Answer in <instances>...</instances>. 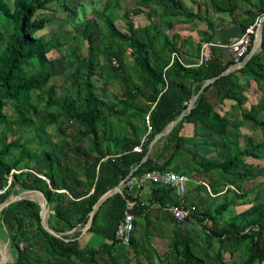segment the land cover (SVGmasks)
<instances>
[{
    "label": "trees",
    "instance_id": "1",
    "mask_svg": "<svg viewBox=\"0 0 264 264\" xmlns=\"http://www.w3.org/2000/svg\"><path fill=\"white\" fill-rule=\"evenodd\" d=\"M243 2L254 12L239 24L241 33L258 16H264V0ZM51 3L66 10L69 4L81 6L77 0H0V204L19 191L42 192L45 210L49 211L47 225L61 235L59 239L44 230L37 202L22 199L9 205L0 212V239L8 242L13 256V262L7 264H130L129 251L134 253V264H153L150 257L158 259V264H264V189L245 206L239 204L243 210L238 213L229 214L237 205L235 201L248 192L225 198L203 213H192L184 204L190 219L195 217L202 224L205 248L213 252V257L205 252L198 256L199 247L178 229L161 255L152 248L145 253L148 256L143 255L133 234L128 247L115 243L116 227L127 202H134L131 213L135 216L144 209L138 195L132 196L127 190L107 197L96 209L86 234L99 242L81 244L79 239L93 206L131 172L139 176L172 171L176 153H188L184 146L195 143L181 134L187 119L194 118L210 135L220 136L230 156L197 163L195 155L190 154L192 173L219 172L237 181V191L244 182L256 178L255 170L260 167L249 160L264 164V22L262 49L236 72L224 74L233 65L232 60L224 63L220 56L211 54L207 62L194 67L183 59L179 36L170 34L174 20L183 17L202 22L205 18L185 11L180 0H136V6L124 9L119 16L124 31L117 27L113 14L119 8L117 3L105 2L102 9H91L92 19H84L74 27L71 37L55 31L45 40L37 34L46 28L49 19L39 15L48 11ZM213 8L219 14L233 16L240 6L235 0H217ZM154 15L158 21L167 20L165 29L155 22ZM133 17L139 19L138 26ZM140 19L145 23L141 25ZM98 21L103 23L101 39L95 34ZM207 24L210 27L208 20ZM79 41L86 47L84 57L78 53V46L72 45ZM204 41L189 51L195 61L199 60ZM52 52L63 53L62 59L72 70L60 97H56L58 87L50 84L54 77L49 58ZM173 54L177 57L172 58ZM113 58L118 67L112 66ZM240 76L255 83L260 97L248 110H242L238 119L230 121L217 113L207 93L213 90L218 103L233 101L241 110L247 99ZM95 77L103 81L105 89L116 86L112 105L95 94ZM213 78L188 111L191 99ZM181 114V120L150 149L156 136ZM229 123H233L234 132L250 124L260 131L262 140L253 144L247 138L248 146L241 148L231 139ZM50 126L71 141L65 159L56 155L57 146L39 131ZM75 126L79 129L72 134ZM145 132L148 134L142 152H135ZM146 155V161L140 164ZM159 186L153 193L162 191L164 186ZM166 189L167 196L158 199L160 206L177 205L179 201L168 196L171 189ZM227 192L233 193L229 189ZM226 246L242 251L239 263L225 261Z\"/></svg>",
    "mask_w": 264,
    "mask_h": 264
},
{
    "label": "crops",
    "instance_id": "2",
    "mask_svg": "<svg viewBox=\"0 0 264 264\" xmlns=\"http://www.w3.org/2000/svg\"><path fill=\"white\" fill-rule=\"evenodd\" d=\"M240 10L241 8L238 11ZM223 15H227V14H223ZM246 16L247 14H243L241 17L242 19L239 18L240 23L246 19ZM257 19L261 20V24L264 22L263 15L258 16ZM181 22L184 23L183 26L179 25ZM185 22H187L190 26ZM194 22L195 21L192 22V20L183 19V17L180 18L178 17L177 20H174L173 23L174 26L172 32H170L171 35L176 33L179 36L178 44L180 45V52L185 62L190 63L191 66L195 67L196 65L200 64V59L202 54L205 56L207 55L208 57H210L211 54H213L214 56H220L224 63H227L228 61L232 60L225 46L229 43L231 39L238 38L241 36L242 31L240 29L239 24L235 26L237 28L236 31L234 32L231 31V33L230 32L227 33L228 31L221 32L222 29L212 28L211 24L210 27H208L206 19L204 20V22L206 23V27H208L209 29L208 28H207L208 30L198 29L197 31H194L195 29L193 30L192 27ZM165 28L166 27L163 26V29ZM206 38L210 39L209 42L204 41ZM200 41H204V42L201 47L199 60L195 61L194 56L192 55V53H189V51L192 52ZM241 67L235 68L234 65H230V67H228L227 70L230 69L231 70L224 74L236 72ZM239 83L241 87L244 88L243 96L245 97V99H247V102H245L241 110H238L236 108L235 106L236 104L233 101L225 100L222 103H218L217 97L215 96V91L210 90L207 93L208 100L211 101V103L214 105V108L216 109L217 113L220 116L226 117L230 121L238 119L241 115L242 110H248L251 105L256 104V102L260 97L257 91V87L253 81H247L242 76H240ZM201 88H200V93L204 89L203 88L201 90ZM112 104H113V99H112ZM232 127H233V123H229L228 129H230V131L233 132L231 139L238 141L239 146L241 148L248 146L247 138L252 139L253 144H258L262 140L260 131L258 129H254L250 124H245L237 132H234V130L231 129ZM147 134L148 133L145 132L141 136V141L143 139L144 140L146 139ZM181 134L182 136L192 139L195 143L194 144L188 143L185 145L188 147L185 148L188 151V153L182 151L177 152L176 158L172 162L170 168L172 172L178 173L180 175H184L185 177L188 178V182L186 185V192L183 196L179 197L175 193V191L170 190L168 196H170V198L177 199L178 201L182 200L183 204H185V207L188 208L192 213L193 212L196 213V211L197 213H203L204 211L209 209L213 210V208L216 205L222 203L225 200V198L227 199L232 197L237 198L238 195H242L243 193L246 192H248V195L250 196L252 195V197L254 198L258 191L264 189V182H261L260 186L256 185V182L258 180L261 179L262 181H264V164L263 165L259 164L262 163L259 161H254L255 163L259 162L255 165H259L260 167L255 170L256 178L251 181L244 182L242 184V189L240 191H237L235 188L237 181L228 180L226 175L221 174L219 172L214 171L203 174L192 173L193 163L190 154L195 155V161L197 163L205 162L208 160L228 159L230 158V156L223 146L222 138L220 136L210 135L209 130L205 128L202 124H200L198 121H196L194 118L185 120L184 125L181 129ZM159 138H155L150 143L149 146L150 149L156 143V140H158ZM190 148H194V150ZM205 154H207L208 156H205ZM215 155H217V157H214ZM185 156H188L189 159H186ZM199 156H202V158H199ZM249 163L253 165V161ZM121 182L118 185H120ZM188 183H190V185L191 184L195 185V187H192L191 191L188 190L189 188ZM247 183L250 185V188L246 187ZM252 183H255V186L251 187ZM156 186H157L156 184L145 182L140 188L133 187L130 191L128 190V192L131 193L132 196L138 195L139 204L141 207L144 208L142 210V214H137L135 216L131 213L134 218L133 235L136 240L135 244L138 245L139 250L143 251V255H145V253H147L148 251L150 252L151 248L157 252L158 250L157 245L167 244L168 247L171 239L174 236V231L176 229H178L181 233H184L186 235L188 234L194 235V231H193L194 228L203 230L202 224L198 222L195 217L193 218L191 217V219L189 220V222L187 223L184 229H181L176 222L169 219V217L163 213L162 207L158 202L159 198L163 196L164 197L167 196V189L166 187L164 188L162 187L160 188L162 191L156 194L153 193V189ZM228 189L233 191V193H228L227 192ZM121 191L122 189H119L118 192L120 193ZM28 200L35 201L38 204L43 202L42 197H41V202H39L38 200L36 201L35 199H28ZM242 200L243 199L236 200L235 202L237 205L236 207L233 208L235 209H238V207L241 208L242 206H240L239 204L243 203ZM242 210L243 207L241 208L240 211ZM137 212L139 213V210H137ZM48 217L49 215L47 216V219ZM146 225L149 226L147 233L145 229L146 227L148 228V226ZM84 228L81 230V234L79 236L81 244L82 243L87 244V242H94V241L98 243L99 239L98 238L95 239L94 237H91L90 235L86 234V232H84ZM145 256H148V254H146ZM129 259H130V264H134L135 257L129 256ZM148 260L151 261L153 264H158V259L150 257Z\"/></svg>",
    "mask_w": 264,
    "mask_h": 264
},
{
    "label": "rangeland",
    "instance_id": "3",
    "mask_svg": "<svg viewBox=\"0 0 264 264\" xmlns=\"http://www.w3.org/2000/svg\"><path fill=\"white\" fill-rule=\"evenodd\" d=\"M180 1L182 2L184 6L185 11L191 12V13H198L200 17L205 18L206 20L209 21V23L212 25V28L222 29L221 32L228 31L227 33L229 32L231 33V31L234 32L237 30L235 26H237V24H240L239 18H241L243 14L248 15L249 13L254 12V9L252 7H248L243 2V0H235L239 4L241 10L238 11L233 17L229 15L219 14L214 10L213 5L216 4L217 0H180ZM248 1L255 2L256 0H248ZM105 2H111L112 4L117 3L119 8L115 9L114 13L112 11L111 12L116 15L115 19L117 18L116 20L117 27L121 29L122 31H124L125 30L124 23L119 19V16H121L124 9L132 8L136 6L137 5L136 0H77V3H79L81 6L77 7L76 3L69 4L68 5L69 10L64 9L62 6H59L55 3H51L48 5L49 10L42 12L39 15L41 17L48 18L49 22L46 25V28L42 30L41 32H39L37 35L47 40L50 38V36L55 31H58V32L62 31L64 33H68L67 35L71 37L74 31V27H77V25H80V23L84 19L86 20L92 19L91 12H90L91 9L93 8L102 9L103 4ZM153 18L156 23H159L162 27L163 26L166 27L167 20L158 21V19L156 18V15H154ZM133 20L135 22V25L137 23V26H138L139 19L137 17H133ZM140 23L142 25L143 23H145V21L140 19ZM185 23L188 24L187 22ZM98 24H99V27L96 29L95 34H96L97 39H101L100 34L102 33V30H103V23L101 21H98ZM179 25L183 26L184 23L181 22ZM192 27H193V30L195 29L194 31H197L198 29H206V30L209 29L208 27H206V23L204 21L203 22L195 21ZM72 45L78 46V49H79L78 53L82 57L86 56V47L81 41H79L78 44L72 43ZM62 54L63 53H60V52L59 53L52 52L49 54V58L52 60L51 66L53 67V70H54V77L51 79L50 84H53L56 87H58V90L56 91V97H60L61 89L66 85L65 82L68 79L70 72L72 71L67 61L62 59ZM94 92L99 98H102L109 105H112L111 98H112V95L115 92H117V88L116 86H109L107 87V89H105L103 86V81L100 80L99 77H95L94 78ZM78 129L79 127L75 126L74 129L71 130L72 134H75ZM39 131L41 135L47 136L46 139L48 140L50 144H55L57 146V149L55 150L56 155L58 157L60 156L61 159H65V155L69 152L68 149H69V146L71 145L70 144L71 141L68 138L59 134L56 131L54 126H50L46 128L45 130H39ZM185 148H188V147L185 146ZM190 149L194 150V148H190ZM205 156H208V155L205 154ZM214 157H217V155H215ZM185 158L189 159L188 156H185ZM199 158H202V156H199ZM249 162H252V161L249 160ZM257 163L259 162H256V163L253 162V165ZM259 164L263 165V163H259ZM261 182H264V181H262L261 179L258 180L256 182V185L260 186ZM253 186H255V183L251 184V187ZM188 187H189L188 190L191 191L192 187H195V185L194 184L190 185V183H188ZM246 187L250 188V185L247 183ZM20 193H23V192L19 191L18 194ZM24 197L27 199H35L36 201L38 200L39 202H41V196L39 193L24 194ZM252 199H253L252 195L251 196L248 195L247 197L243 198L242 200L243 203L240 205L245 206L247 203L252 201ZM241 208L239 207L238 209L231 208L229 214H231V211H233L234 213L239 212ZM48 215H49V211L46 209L42 217V222L45 225L47 224L46 222H47ZM227 215L228 213L225 214L224 217H226ZM193 231H194V235L188 234V236L199 247V250L196 249L197 255L200 256L202 253L205 252V254L208 255V257H213V252L205 248V244H204L205 239L202 234V229L194 228ZM0 243L4 247V250H6L7 262L8 263L13 262V256L9 250L8 242L0 239ZM215 247H217V245ZM0 249H2L1 246H0ZM157 249H158L157 250L158 254H161L162 252H166L168 249L167 244L157 245ZM230 252L234 253V254L232 253L231 257H230ZM129 254L131 257H134L133 252L129 251ZM223 256L226 259L225 261L233 260V262L239 263L241 261V258L243 257V253L241 250L233 251V248H229L226 246L224 249ZM164 264H171V262L165 261Z\"/></svg>",
    "mask_w": 264,
    "mask_h": 264
},
{
    "label": "built area",
    "instance_id": "4",
    "mask_svg": "<svg viewBox=\"0 0 264 264\" xmlns=\"http://www.w3.org/2000/svg\"><path fill=\"white\" fill-rule=\"evenodd\" d=\"M260 24L261 20L257 19L253 25L248 26L244 30L240 37L231 39L225 46L235 67L238 68L244 65L250 50L257 45ZM174 57H176L175 54L172 55V58ZM209 59L210 57L202 54L200 64L202 62H207ZM111 63L114 67L119 66L118 61L114 58L112 59ZM145 124L149 132L151 130L149 126V115H146L145 117ZM143 142L144 139L141 141L140 145L134 148L135 152H142L141 146ZM145 182L170 188L171 190L175 191L179 197H181L186 192L188 178L172 171H151L137 177L132 175L126 177L121 182L120 189L130 191L133 187L140 188ZM133 205V202H127V208L123 213L122 218L119 220L114 234V242L125 247L130 245L131 236L134 231V218L130 212ZM162 210L168 213L181 229H184L190 220V211L184 207L182 200H179L177 205L166 204L162 207ZM20 248L22 249V245H20Z\"/></svg>",
    "mask_w": 264,
    "mask_h": 264
},
{
    "label": "water",
    "instance_id": "5",
    "mask_svg": "<svg viewBox=\"0 0 264 264\" xmlns=\"http://www.w3.org/2000/svg\"><path fill=\"white\" fill-rule=\"evenodd\" d=\"M261 49H262V25L260 24V25H259V30H258V42H257V45H256L255 47H253V48L250 50V52H249V54H248V56H247V58H246V61H247V60H248V59H249L254 53H256L257 51H259V50H261ZM235 68H236V67H235ZM230 70H231V69H230ZM230 70H226L224 73H227V72H229ZM215 79H216V78H213V79H210V80L206 81V82L204 83V85L202 86L201 90H202L205 86H207V85H209L210 83H212ZM199 93H200V91H199ZM199 93L196 94V95L191 99V101H190V103H189V105H188V108H187L188 111L191 110V109L193 108V105H194V103H195V101H196V99H197ZM183 116H184V114H181V115H180L175 121H173V122L167 127V129H166L163 133L157 135L156 138H159V137H162V136H164V135H167V134L172 130V128H173V127H174V126L180 121V119H181ZM146 159H147V155L143 157V159L141 160L140 164H142L143 162H145ZM135 170H136V168L134 169V171H135ZM130 175H132V172L130 173ZM130 175H129V176H130ZM119 189H120V185H117L114 189H111V190L107 191L103 196H101V198H100V199L98 200V202L93 206V209H92V211H91L90 214H89V219H88V222H87V224H86V226H85V228H84V232H86V231L89 229V227L91 226V222H92L93 215H94L96 209L98 208V206H99V205H100V204H101V203H102L107 197H109L110 195H112V194L118 192ZM30 193H39L40 196L43 198V202H42V203H39V205H40V216H41V219H42V217H43V213H44V211H45L46 199H45L43 193L40 192V191H37V190L24 191L23 193H20V194H18V195H16V196L10 197V198L7 199L5 202H3L2 204H0V212H1L4 208L8 207L9 205H11V204H13V203H15V202H18V201H20V200H22V199H27V198L24 197V194H30ZM42 226H43L44 230H45L47 233H49L50 235H52V236H54V237H56V238L61 239V235H59V234L55 233L54 231H52V230L47 226V224L45 225V224H43V222H42ZM65 241H68V240H65ZM7 263H8V262H7V259H6L5 254H0V264H7Z\"/></svg>",
    "mask_w": 264,
    "mask_h": 264
},
{
    "label": "bare ground",
    "instance_id": "6",
    "mask_svg": "<svg viewBox=\"0 0 264 264\" xmlns=\"http://www.w3.org/2000/svg\"><path fill=\"white\" fill-rule=\"evenodd\" d=\"M0 246L2 249H0V253L1 254H5L6 258H7V254H6V250H4V247L2 246V244L0 243Z\"/></svg>",
    "mask_w": 264,
    "mask_h": 264
}]
</instances>
